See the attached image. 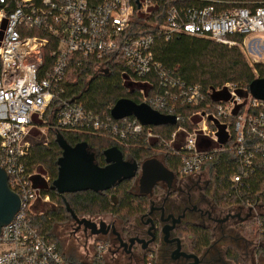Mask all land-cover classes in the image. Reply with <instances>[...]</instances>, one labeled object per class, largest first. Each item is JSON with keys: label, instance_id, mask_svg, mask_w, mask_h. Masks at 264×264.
Here are the masks:
<instances>
[{"label": "built area", "instance_id": "obj_1", "mask_svg": "<svg viewBox=\"0 0 264 264\" xmlns=\"http://www.w3.org/2000/svg\"><path fill=\"white\" fill-rule=\"evenodd\" d=\"M163 1L0 0V167L8 174L10 188L21 198L20 210L2 228L0 264H92L66 257L60 244L40 231L31 212L36 201H51L47 191L52 177L30 170L28 158L33 139L47 134L45 115L55 100L54 122L61 131L108 136L124 149L155 141L179 158L183 176L205 173L207 161L223 151H233L239 170L231 183L238 197L257 172V160L264 159V100L250 93L241 95L235 84H226L218 91L225 89L228 96L209 101L201 87L175 77L156 58L154 46L158 38L170 41L185 34L239 46L247 55L252 41L264 47V41L255 38L264 35V4L219 8L216 1L194 6L167 2L160 22ZM153 16L158 22L151 20ZM134 19L150 32L138 36L130 32ZM47 49L45 69L43 52ZM73 58L79 67L87 59L107 71L109 67L122 68L125 83L133 84L142 102L162 114L176 116L177 124L184 120L176 114L179 107L204 104V108L185 119L190 130L179 126L169 139L157 133L156 126H144L133 116L117 120L111 112L94 113L81 102L60 97ZM221 124L229 135L223 144L217 136ZM204 138L213 146L201 147ZM38 177L43 185L36 182ZM243 207L252 210L251 218L264 236V213L258 212L264 206L248 201ZM96 247L101 252L97 259L102 260L100 254L108 244L96 243ZM152 259L149 254L146 264H152Z\"/></svg>", "mask_w": 264, "mask_h": 264}, {"label": "trees", "instance_id": "obj_2", "mask_svg": "<svg viewBox=\"0 0 264 264\" xmlns=\"http://www.w3.org/2000/svg\"><path fill=\"white\" fill-rule=\"evenodd\" d=\"M213 1L220 2L219 8L249 3L264 4V0H205L203 2L199 0H164L159 10L160 13L162 12L159 21L161 22V19H163V10L167 6V2L194 6L198 4L209 5ZM151 20L158 22V19L154 16L151 17ZM131 24L130 32H133L136 36L150 32L145 25L136 19L132 20ZM154 53L156 58L175 77L180 78L188 85L201 87L206 92L209 101L218 99L223 92V90L218 91V89L225 88L226 84H235L241 95H248L252 81L257 77L264 78V63H256L251 66L238 47H230L202 37L178 34L170 41L158 38L154 46ZM43 55V68L46 69L49 61V50H45ZM70 62L65 78L66 89L60 95L62 99L81 102L87 109L100 114L104 112L110 113L111 108L114 107L117 101L123 98L130 99L138 104L143 103L140 94L133 89V84L125 83L122 77V68L109 67L107 71L104 68H97L91 60L87 59H84L85 65L81 67L74 63V58ZM57 105L58 100L53 101L45 115L48 120L46 124L48 143L34 144L28 158L29 169L33 170L39 167L49 172L52 176V183L57 178V162L62 156V149L56 141L58 133H62L66 141L72 146L87 142L90 151L95 154L96 163L100 166H106L104 151L116 146L122 151L124 158L129 161H136L138 164H142L150 158H157L168 169L176 174L179 173V158L173 155L170 149L160 147L155 141L150 142L149 145L142 143L140 146L124 149L108 136L61 131L54 122ZM203 108L204 104H200L197 107H179L176 114L182 116L184 120L181 119L177 125L157 126L154 127V130L166 139H169L179 126H184L190 130L191 125L185 119L191 113ZM180 141H183V136H180ZM202 142L200 144L201 147L213 146V143L206 138ZM209 164H212V170L208 171V192L210 199L214 203L224 208L240 207L248 201L264 206V159L260 158L257 160V172L242 187L240 191L241 197H238L232 191L231 178L239 170L238 160L234 152L223 151L217 154L216 157L207 161L203 166V170L209 167ZM134 185L135 180L130 179L104 192L88 190L63 196L50 188L47 192L50 194L51 201L54 204L41 216H36L35 223L42 233L51 236L50 232L56 225L70 221L72 218L66 209L64 199L67 200L74 213L80 218L87 215L93 216L108 213L121 221L128 222V220H132L133 217L143 212L148 206V197L135 195L133 192ZM251 219H254V217ZM240 224L242 225L243 223ZM254 224H256L255 219ZM251 232L255 236L248 235L243 227V234L247 240L264 241V236L258 228L257 230L252 229ZM194 234V247H203L210 244L211 237L205 230L196 229ZM51 237L60 244L55 237ZM96 243L98 244L100 241L97 239ZM104 244H107L106 241ZM62 251L64 253L63 249ZM227 254L234 262H241L240 254L237 250L230 248Z\"/></svg>", "mask_w": 264, "mask_h": 264}, {"label": "flooded vegetation", "instance_id": "obj_3", "mask_svg": "<svg viewBox=\"0 0 264 264\" xmlns=\"http://www.w3.org/2000/svg\"><path fill=\"white\" fill-rule=\"evenodd\" d=\"M174 174L170 186L165 181L159 182L151 193L144 194L140 191L139 169L133 178V192L148 197V206L143 212L128 222L112 216L107 223V235H91L83 227L76 231L75 222L72 234L81 232L84 237H95L102 244L106 241L110 264H146L149 254H153L152 264H241L228 257L230 248L237 250L246 262L250 254L243 251L241 255L240 235L235 234L236 226L231 223H242V212L237 211L244 207L224 208L214 203L208 192L209 180L203 179V172L195 176ZM172 225L175 229L164 241L160 229ZM196 229L209 233L210 244L194 247ZM244 241L245 248L249 247L250 240Z\"/></svg>", "mask_w": 264, "mask_h": 264}, {"label": "water", "instance_id": "obj_4", "mask_svg": "<svg viewBox=\"0 0 264 264\" xmlns=\"http://www.w3.org/2000/svg\"><path fill=\"white\" fill-rule=\"evenodd\" d=\"M249 93L254 98L264 100V78L257 77L253 80L249 86ZM111 115L117 120L133 116L144 126L177 124L176 116L162 114L147 103L138 104L127 98L117 101L111 109ZM56 141L62 149V156L57 162L58 175L51 188L62 196L88 190L94 192L110 190L119 183L136 177L139 169L141 170L140 191L144 194L151 193L153 187L159 182L165 181L170 186L175 178L174 172L157 158L148 159L139 165L136 161L125 160L122 151L114 146L104 151L106 166H100L96 163L95 154L90 151L87 142L72 146L62 133L57 134ZM64 202L68 213L77 225L76 231L83 227L84 231H90L91 235L108 234L109 227L105 221L97 223L90 218H80L66 199ZM20 208L21 198L10 188L8 174L0 167V235L3 226L13 220ZM251 216L250 209L248 215L241 220L247 221ZM174 229L173 225L161 227L160 233L164 236V241ZM116 234L120 237L118 233ZM177 240L181 241L180 238Z\"/></svg>", "mask_w": 264, "mask_h": 264}, {"label": "rangeland", "instance_id": "obj_5", "mask_svg": "<svg viewBox=\"0 0 264 264\" xmlns=\"http://www.w3.org/2000/svg\"><path fill=\"white\" fill-rule=\"evenodd\" d=\"M260 41H264V35H258V37H255ZM254 37H251V39H255ZM261 42L259 41H252L251 42V49L252 51H249L247 53V55L241 50V47L239 46H235L238 47L241 52L243 53L246 61L251 65L254 66V64L256 63H264V47L263 46H259ZM229 46V45H228ZM233 47V46H230ZM253 58H256L257 60L254 61ZM116 63H120V61H116ZM121 64V63H120ZM227 95V90H223V92L220 94L221 99L226 98ZM226 126L224 125H218V130L220 131L219 134L217 135L220 139V143H225L228 139V134L225 131ZM46 133H47V128H46ZM33 142L35 144L37 143H43V144H47L48 143V133L45 135H40L38 136V138H34ZM159 150V149H157ZM212 164H209V167H207L208 171L212 170ZM35 169H37L40 172V175L42 177L43 173H48L49 172L43 170L42 168L36 167ZM208 171H206L205 173L201 174L203 176V179L208 178ZM51 176V174H50ZM41 177H38L36 182L40 185H43V181L41 179ZM52 177V176H51ZM54 203H52V201L48 202V203H43L42 201H36L35 205L31 208V212L36 215V216H41L43 213H45L47 211V209L49 207H52ZM238 210V209H237ZM236 210V211H237ZM241 211L242 212V218L246 217L245 215L247 213H249V210L247 209V207H244L240 210H238L237 212ZM258 212L260 213H264V209H260L258 210ZM241 215V214H240ZM87 218H90L96 222H100V221H105L106 223H108L109 220L112 219V215L105 213V214H100V215H93V216H86ZM73 219H71L68 222L56 225L53 230L50 232L51 236L55 237L61 244L62 249L64 250V253L66 255V257H68L69 259L72 260H79L82 262H93L92 264H110L108 263V258H109V253H108V249L105 250L102 254V261H99L97 259V256H99L98 254L101 253L99 249L95 248V244L97 239L95 237H84V235H82L81 232H78L77 234H72L73 233ZM232 224H234L236 226V231L235 234L238 233L240 236V243L239 245L241 246V255H243L242 253L245 252H249L250 256L248 259H246V262L244 261L243 257H241V262H243V264H264V241H259V240H250V244L249 247L245 248L246 243L244 240H247V238L244 236L243 234V227L246 229L247 234L248 235H254L252 234L251 230H257V225L254 224V219H248L247 221H242V223L244 224H237L234 222H231ZM75 235V236H74ZM100 241V240H99ZM100 243H102L100 241ZM235 244V243H234Z\"/></svg>", "mask_w": 264, "mask_h": 264}]
</instances>
